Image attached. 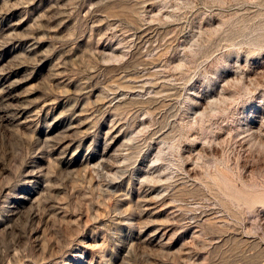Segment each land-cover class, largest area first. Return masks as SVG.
<instances>
[{
  "label": "rangeland",
  "instance_id": "374dc122",
  "mask_svg": "<svg viewBox=\"0 0 264 264\" xmlns=\"http://www.w3.org/2000/svg\"><path fill=\"white\" fill-rule=\"evenodd\" d=\"M0 264H264V0H0Z\"/></svg>",
  "mask_w": 264,
  "mask_h": 264
}]
</instances>
